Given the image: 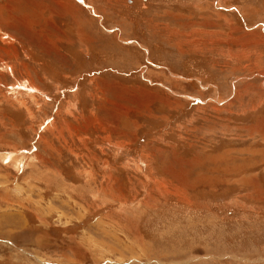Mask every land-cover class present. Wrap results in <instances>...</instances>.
Masks as SVG:
<instances>
[{"label": "rangeland", "instance_id": "rangeland-1", "mask_svg": "<svg viewBox=\"0 0 264 264\" xmlns=\"http://www.w3.org/2000/svg\"><path fill=\"white\" fill-rule=\"evenodd\" d=\"M0 264H264V0H0Z\"/></svg>", "mask_w": 264, "mask_h": 264}]
</instances>
